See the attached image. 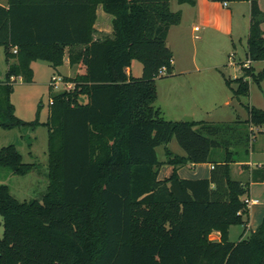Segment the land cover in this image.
Instances as JSON below:
<instances>
[{
    "label": "trees",
    "instance_id": "obj_1",
    "mask_svg": "<svg viewBox=\"0 0 264 264\" xmlns=\"http://www.w3.org/2000/svg\"><path fill=\"white\" fill-rule=\"evenodd\" d=\"M194 4L195 0H177ZM235 2L241 0H218ZM111 14V34L96 36L98 8ZM182 20L172 0H8L0 3V45L8 64L0 81V126L45 125L49 131V184L41 199L21 201L0 183V264H264V218L245 237L250 182L232 176V164L249 161L252 126L264 108L246 105L234 121L168 120L157 79L173 74L168 31ZM264 11L251 0L248 58L264 61ZM14 49H17L15 52ZM78 66L74 83L52 96L46 121H26L11 101L18 77L32 82V63ZM138 60L141 76L128 68ZM164 68L166 71L163 73ZM225 78L234 96H249L252 77ZM176 137L185 154L168 144ZM165 145V160L157 147ZM172 174L159 178L163 164ZM213 163L210 177L184 178L182 166ZM15 144L0 149V169L26 175ZM264 180V166L252 170ZM244 225L238 241L230 228ZM219 231V240L211 238Z\"/></svg>",
    "mask_w": 264,
    "mask_h": 264
},
{
    "label": "crops",
    "instance_id": "obj_2",
    "mask_svg": "<svg viewBox=\"0 0 264 264\" xmlns=\"http://www.w3.org/2000/svg\"><path fill=\"white\" fill-rule=\"evenodd\" d=\"M258 1L264 11V0ZM0 3L4 5L7 4L2 2ZM101 9L103 10L102 7L98 8L96 36L111 34L113 31V16ZM172 9L175 11L181 10L182 12L181 22L179 24L172 25L167 36V44L174 53L173 74L160 79L166 83L165 89L171 98V102L172 99L175 100V98H178L177 101H179V103L190 104L181 109L177 108L176 113H178V116L175 118L191 116L193 120H206L204 118L207 117L203 116H207L212 111L214 106H231L233 105L234 99H237L239 105H242V107L245 108L246 103L243 102L241 97L248 98L251 105L264 108V100L262 99L259 103L253 95L252 77H247L250 81L249 96H234L232 88L229 87L225 81L227 75L222 68L225 62L219 61L210 64L199 62L197 59V49L199 43L193 40L196 38L203 40L204 45L207 47L210 46V49H213V51L224 53L229 47L228 42L230 40L232 41L235 38L248 37L247 35L249 34L251 20V0L227 2V5L218 0H195L194 4L179 3L177 0H172ZM102 19L104 20V23L110 22V27H102L99 24ZM262 27L264 29V22ZM197 32L201 33L198 34ZM190 46H192V52L190 50ZM234 46H236V44H234ZM177 55H180L181 58ZM65 63L69 64L68 58H66ZM230 64L234 66L236 72H239V70L243 68L242 65H237L235 62H230ZM246 64L249 66V64H253V61L248 58L245 65ZM134 66L135 60L132 62L131 67L128 68V73L130 72L133 75ZM70 67L72 70L74 69V73L79 70L78 66L70 65ZM207 72H214V75L212 74L210 76ZM218 75L221 79H223L222 84H219L221 83V80L219 81ZM234 77L236 78L239 76ZM215 85L218 86H216V89L214 90L212 86L215 88ZM223 85L228 87L231 92L226 90L228 88L225 89ZM210 102L213 104L212 106L207 105ZM233 107L237 109L235 105H233ZM160 108L162 109L163 107L161 106ZM200 113H202L203 116L198 119V114ZM246 113L248 118L249 115L247 110ZM234 120L238 119H228V122ZM252 130V148L250 151L249 161L236 162L232 164V176L234 178L242 180L243 182L251 181L250 191L244 196V198H254L259 200L258 202L249 205L250 219L247 229H250V234L248 236L245 234V237H249L251 233L261 224L264 218V202L259 199V197L264 198V180H251L252 170L254 168L264 166V124L254 125L252 126ZM186 167L188 168L186 169ZM213 167V163L191 164L180 167L178 169V173L184 178H206L210 177ZM173 171V165L167 163L163 164L160 168L159 178L164 179L170 176ZM232 227L230 228V236ZM211 238L219 240L221 238L220 232L214 231L211 234ZM240 238L241 234L239 236V239Z\"/></svg>",
    "mask_w": 264,
    "mask_h": 264
},
{
    "label": "rangeland",
    "instance_id": "obj_3",
    "mask_svg": "<svg viewBox=\"0 0 264 264\" xmlns=\"http://www.w3.org/2000/svg\"><path fill=\"white\" fill-rule=\"evenodd\" d=\"M2 3H7V0H0ZM102 10V9H101ZM103 11V10H102ZM105 12V11H104ZM102 27H110V22L104 23L102 19L99 23ZM99 26V25H98ZM198 34L201 32H197ZM248 36V35H247ZM198 44L197 49V59L199 62L205 64L216 63L219 61H224L225 64L222 66L223 71L226 73L227 77L232 80L233 87L237 88L238 83L235 81L234 76L244 75V69L242 68L239 72L235 71V68L230 62H235L237 65H245L248 61L247 51V37L235 38L230 40L229 47L224 53H218L210 49V46H205L203 40L198 38L193 39ZM214 40V39H213ZM201 42V43H200ZM236 44V46H234ZM191 52L193 51L192 46H190ZM180 57V55H177ZM181 58V57H180ZM253 67L254 73H258L264 68V61H253V64H249ZM32 67L34 70V78L32 82L25 81L22 77L17 78V82L14 84V91L11 94V101L15 105L16 115L23 120L32 121L37 117L41 121H46L49 116L50 111V100L54 94L59 92V88L51 87V78L54 75L64 76H74V69L72 70L69 64H63L61 66L55 67L50 62L38 59L33 61ZM241 67V66H240ZM8 69V64L5 56V48L0 45V81H4L6 78V73ZM143 71V65L140 61L135 60V66L133 67V75L141 76ZM212 72V71H211ZM207 72L210 76L213 73ZM237 73V74H236ZM162 78V77H161ZM165 78V77H163ZM214 78V76H213ZM219 81L222 84L223 79L218 75ZM237 78V77H236ZM212 79V78H207ZM65 80V79H64ZM158 80V79H157ZM165 81L159 78L158 85V98L155 102V106L163 107V115L168 120H184L186 116L181 118H175L178 116L176 113L177 108L181 109L184 106L190 105L189 103H179L178 98L172 99L165 89ZM253 85V95L255 99L260 101L264 100V79L261 83L252 81ZM214 86L212 88L216 89ZM223 87L226 89L228 87ZM226 90H231L228 88ZM246 105H251L250 100L246 97H241ZM238 104V105H237ZM212 106L210 102L207 104ZM236 106L237 109L233 107ZM233 105L231 106H214L212 111L207 115L203 116L202 113L198 114L199 117L204 118L207 121H228V119H238L244 120L247 118L246 105L245 108L239 105L238 100L234 99ZM9 144H15L19 151L22 153L25 162H33L36 164L33 170H31L26 175H18L13 172L0 169V183L8 184L11 193L21 201L31 200V199H41L43 194L46 192L49 177H48V163H49V131L48 127L45 125H38L35 127L31 126H18L12 129H6L0 126V149ZM168 146L177 153L184 154V149L179 145L176 137L168 144ZM165 145H160L157 147L158 157L160 160L165 159ZM188 167H186L187 169ZM264 202V198H260ZM244 225H234L231 230L230 240L237 241L240 234L244 231ZM4 233V219L0 213V236ZM250 234V229H247L246 235Z\"/></svg>",
    "mask_w": 264,
    "mask_h": 264
},
{
    "label": "built area",
    "instance_id": "obj_4",
    "mask_svg": "<svg viewBox=\"0 0 264 264\" xmlns=\"http://www.w3.org/2000/svg\"><path fill=\"white\" fill-rule=\"evenodd\" d=\"M225 5H227V2H224ZM14 51L16 52L17 49H14ZM248 64V63H247ZM246 64V65H247ZM166 71V69L164 68L163 73ZM51 87L52 88H59V90H65V89H71L74 87V83L72 82H67L64 80V78L59 75H54L51 78ZM53 103L52 99L50 100V104ZM245 201L248 203V205H251L252 203L258 202V199H254V198H245Z\"/></svg>",
    "mask_w": 264,
    "mask_h": 264
},
{
    "label": "water",
    "instance_id": "obj_5",
    "mask_svg": "<svg viewBox=\"0 0 264 264\" xmlns=\"http://www.w3.org/2000/svg\"><path fill=\"white\" fill-rule=\"evenodd\" d=\"M184 120H186V121H189V122H190V121H192L193 119H192V117H191V116H186Z\"/></svg>",
    "mask_w": 264,
    "mask_h": 264
}]
</instances>
